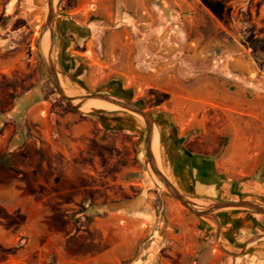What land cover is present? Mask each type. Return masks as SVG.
Returning <instances> with one entry per match:
<instances>
[{
	"label": "rangeland",
	"instance_id": "rangeland-1",
	"mask_svg": "<svg viewBox=\"0 0 264 264\" xmlns=\"http://www.w3.org/2000/svg\"><path fill=\"white\" fill-rule=\"evenodd\" d=\"M49 9L0 0V264H263V214L194 215L147 163L145 121L80 105L102 94L150 114L161 166L195 208H264V0H57L48 53L80 104L47 73ZM194 98L216 115L184 132ZM202 138L217 164L204 187L182 155Z\"/></svg>",
	"mask_w": 264,
	"mask_h": 264
},
{
	"label": "water",
	"instance_id": "water-1",
	"mask_svg": "<svg viewBox=\"0 0 264 264\" xmlns=\"http://www.w3.org/2000/svg\"><path fill=\"white\" fill-rule=\"evenodd\" d=\"M53 19H54V9L53 6L51 5V0H50V9L48 13V18L46 21L45 25V31L44 35L48 30H51V40H52V48H53V42H54V34H53ZM43 35V36H44ZM43 38V37H42ZM41 38V40H42ZM44 63L46 65L47 73L53 82L56 90L59 92V94L62 96V98L68 102H73L72 98L66 96L64 94V91L62 90V87L60 85V81L58 78V73L56 71L55 64L52 60V57L50 56L48 59H46L43 56ZM92 98H97V99H104L106 101L112 102L125 110L132 112L134 114L140 115L144 118L147 126V139H146V144H145V149H146V154H147V163H149L152 167L153 173L156 175V177L159 179L161 184L163 185L164 189L167 190L176 200H178L186 209H188L191 213L194 215L201 217V218H208L215 220V217L212 215L213 212L223 210V209H230V208H244V209H249L252 211H255L257 213L263 214L264 215V208L260 207L259 205L255 203H251L248 201H238V202H233V201H227V202H218L213 204L208 210L206 211H201L184 196L181 194V192L172 184V182L161 172L160 168L156 165V162L154 160V157L152 156L151 153V148H152V140L154 136V126L156 125L150 114L146 113L145 111L142 110V108L137 105L136 103L125 99V98H120V97H115V96H109V95H102V94H97V95H92L86 97V100L92 99Z\"/></svg>",
	"mask_w": 264,
	"mask_h": 264
},
{
	"label": "crops",
	"instance_id": "crops-1",
	"mask_svg": "<svg viewBox=\"0 0 264 264\" xmlns=\"http://www.w3.org/2000/svg\"><path fill=\"white\" fill-rule=\"evenodd\" d=\"M193 105H191V109L188 110V113L192 115L191 120L188 123H185L182 125V128L184 132L189 131L192 128H205L208 123V120L210 117L213 119L215 118V113H216V108L218 105H216L215 100H210L208 98H194V101L192 102ZM187 108V106H185ZM194 108V109H193ZM232 110V109H231ZM235 112V110H232ZM206 132V131H205ZM191 147V146H190ZM189 147V148H190ZM196 148L193 152H182V155L184 157L189 156L190 158L194 155V168H193V173H194V180L198 181V183L201 186H208V178L211 177L212 172H209L208 169L212 168L214 171L217 167V164L214 161H210L205 158L208 156V147L207 143H205V139L202 138L201 143L198 141L195 144L193 143L192 148ZM207 148V150H206ZM189 150V149H188ZM206 150V151H205ZM220 152H222L220 150ZM214 154V153H213ZM212 155V154H211ZM212 186H209L207 188H210ZM137 234H141L140 230H138ZM164 259V258H163ZM264 264V262H263Z\"/></svg>",
	"mask_w": 264,
	"mask_h": 264
},
{
	"label": "bare ground",
	"instance_id": "bare-ground-1",
	"mask_svg": "<svg viewBox=\"0 0 264 264\" xmlns=\"http://www.w3.org/2000/svg\"><path fill=\"white\" fill-rule=\"evenodd\" d=\"M56 1L57 0H54V4H53V8H54V5L56 4ZM51 30H48L45 35L43 36L42 40H41V50L43 52V54L49 56V53H48V37H49V34H50ZM50 57V56H49ZM48 57V58H49ZM61 83V81H60ZM61 86L62 88H64V94L70 98H72V100L75 102V103H81L82 100L78 99L77 98V95L74 94L73 92H67V90L65 89L64 85L61 83ZM104 107H120L112 102H109V101H106V100H102L101 102L99 103H96V104H88L86 102H82V104L80 105V109L83 111V112H92V111H100L102 110ZM138 118L142 121H145L144 118L140 115H138ZM146 123V122H145ZM151 153H152V156L154 157V160L156 162V165L160 168L161 172L167 177V173L165 172V170L162 168L161 166V156H160V140H159V137H158V132H157V129H156V126H154V136H153V140H152V148H151ZM161 183V182H160ZM191 201V200H190ZM193 203H195V207H197V203L194 201Z\"/></svg>",
	"mask_w": 264,
	"mask_h": 264
},
{
	"label": "trees",
	"instance_id": "trees-1",
	"mask_svg": "<svg viewBox=\"0 0 264 264\" xmlns=\"http://www.w3.org/2000/svg\"><path fill=\"white\" fill-rule=\"evenodd\" d=\"M4 165L9 166L8 163H7L6 161H4Z\"/></svg>",
	"mask_w": 264,
	"mask_h": 264
}]
</instances>
